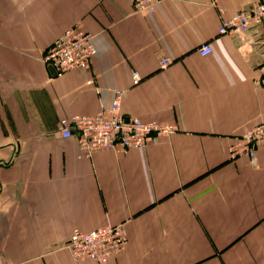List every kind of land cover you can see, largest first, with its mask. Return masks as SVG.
Returning <instances> with one entry per match:
<instances>
[{
    "label": "crops",
    "instance_id": "1",
    "mask_svg": "<svg viewBox=\"0 0 264 264\" xmlns=\"http://www.w3.org/2000/svg\"><path fill=\"white\" fill-rule=\"evenodd\" d=\"M255 1L162 0L148 13L132 0H0V264H264V142L254 162L231 152L264 121V23L219 32ZM75 24L99 55L54 75L43 53ZM116 89L126 115L176 131L90 156L61 135L62 118L97 113ZM107 223H124L126 249L76 261L74 229Z\"/></svg>",
    "mask_w": 264,
    "mask_h": 264
},
{
    "label": "built area",
    "instance_id": "2",
    "mask_svg": "<svg viewBox=\"0 0 264 264\" xmlns=\"http://www.w3.org/2000/svg\"><path fill=\"white\" fill-rule=\"evenodd\" d=\"M162 0H132L135 11L153 13ZM264 23V0H257L249 8L236 12L231 17H222L219 32L241 37L252 27ZM212 52L207 42L199 48L203 56ZM99 55L93 35L80 24L65 29L44 51L43 60L52 66L57 74L71 69H91L94 59ZM169 55L160 59L164 68L173 62ZM141 75L132 73L133 83L139 82ZM264 80V79H263ZM93 79L87 84L92 85ZM125 91L116 89L110 106L92 115L77 114L60 120V133L63 137H75L81 150L91 155L100 149L127 151L141 148L159 141L176 131L172 124L156 121H144L122 111V99ZM264 142V121L245 131L238 142L232 146V155L248 154L252 162L256 159V147ZM128 244V235L124 223H107L99 228L82 231L74 229L64 245L71 250L76 261L94 260L106 263L112 257L123 252Z\"/></svg>",
    "mask_w": 264,
    "mask_h": 264
},
{
    "label": "water",
    "instance_id": "3",
    "mask_svg": "<svg viewBox=\"0 0 264 264\" xmlns=\"http://www.w3.org/2000/svg\"><path fill=\"white\" fill-rule=\"evenodd\" d=\"M50 68L52 69L51 71L53 72V74L57 75V71L52 66H50Z\"/></svg>",
    "mask_w": 264,
    "mask_h": 264
}]
</instances>
